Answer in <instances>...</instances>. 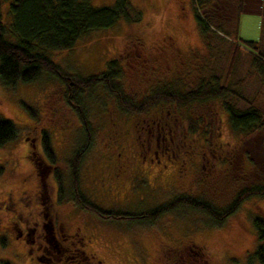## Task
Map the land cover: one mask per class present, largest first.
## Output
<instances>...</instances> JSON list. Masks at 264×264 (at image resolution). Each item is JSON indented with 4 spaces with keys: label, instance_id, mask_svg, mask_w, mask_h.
Here are the masks:
<instances>
[{
    "label": "rangeland",
    "instance_id": "rangeland-1",
    "mask_svg": "<svg viewBox=\"0 0 264 264\" xmlns=\"http://www.w3.org/2000/svg\"><path fill=\"white\" fill-rule=\"evenodd\" d=\"M114 3L115 0H93L96 7ZM132 3L142 14L138 23L130 25L122 20L112 29L93 32L71 50L50 52L51 60L64 73L81 78L100 75L110 61L121 60L123 89L135 101H141L162 86L185 93L195 89L205 77H225L235 36L215 34L203 39L197 26L194 0H132ZM262 5L260 0L246 1L240 39L260 40ZM1 11L3 22L7 23L9 3H4ZM141 42L144 48L140 47ZM241 48L243 54L229 84L237 87L243 80L235 87L236 91L248 101L262 97L264 103V83L252 69L251 55ZM81 97L87 111L86 125L69 102L67 87L60 83L59 77L44 73L38 81L15 87L6 86L0 78V119L12 121L17 129L16 140L0 148V205L8 196L14 201V205L9 203L10 209L3 219L11 221L17 214L24 219L30 211H46L36 200L29 199L34 200L32 190L47 170V165L38 158L46 156L42 137L48 135L57 159L51 164L55 174L60 173L64 193L63 200L51 204L49 211L73 223L69 231L80 227L85 234H93V250L104 264H178L173 257L174 249L181 250L188 242H194L207 259L196 260L195 264H258L249 263V259L259 244L253 220L264 216V197L243 203L222 226H213L210 217L192 208L178 209L157 220L147 214L181 193L206 197L224 208L244 189L264 184V156L255 153L256 149L260 153L262 150L260 134L234 133L220 100L168 107L177 118L172 120L177 141L185 145L177 150L187 172L185 184L175 183L169 189L168 183L160 185L151 177L149 181L137 175L124 180L122 196L117 201L109 195L115 165L119 159L127 158L135 166L139 150L146 149V155H154L150 149H155L157 126L152 125V138L147 129L158 113L153 110L141 115L125 113L103 86ZM227 101L245 107L233 97ZM190 120L196 123L194 131ZM209 124L215 129L212 135ZM32 141L35 148L31 147ZM87 143L91 148L81 168L85 194L103 209L141 218L104 220L72 201L70 163L77 149ZM36 159L41 164L38 168L33 166ZM47 181L55 188L51 175ZM55 199L53 193L52 201ZM4 230L0 228V233ZM68 248H71L69 243ZM183 261L180 259L181 264ZM35 262L26 255L24 247L16 249L10 239L0 238V264Z\"/></svg>",
    "mask_w": 264,
    "mask_h": 264
},
{
    "label": "trees",
    "instance_id": "trees-1",
    "mask_svg": "<svg viewBox=\"0 0 264 264\" xmlns=\"http://www.w3.org/2000/svg\"><path fill=\"white\" fill-rule=\"evenodd\" d=\"M226 2L228 5L225 4ZM4 3H9L7 23L3 22L1 11ZM194 5L197 26L203 39L215 34L229 38L231 35L236 39L234 38L232 41V58L225 77H205L199 81L200 83L195 89L188 92L182 93L173 87L162 86L153 90L141 101H135L123 89L124 66L121 60L110 61L107 70L100 75L81 78L64 73L49 57L50 52L71 50L80 40L93 32L112 29L122 20L130 25L138 23L142 14L135 8L132 0H115L111 6L100 7L94 6L93 0H0V78L6 86L15 87L19 83L28 84L38 81L44 73L59 77L60 83L67 87L69 102L76 110L83 125L87 124L88 118L81 96L98 86H103L110 96L117 100L123 112L133 115L147 114L151 110L155 113L172 112L168 107H189L220 100L228 114L229 125L234 133L246 136L258 133L262 136L261 153L257 149L255 153L264 156V103L261 100L262 97L248 101L242 93L236 91L243 80L239 81L237 87L236 85L232 87L229 84L239 56L243 54L241 47L251 55L252 69L264 83V2L262 36L259 41H244L239 38L245 0H194ZM140 47L144 48L143 42L140 43ZM228 97L235 98L245 107L239 108L227 101ZM190 126L193 129L196 127V123L190 120ZM209 126V133L212 135L215 129L212 124ZM43 137V149L51 162L55 163L56 153L51 140L48 135H43ZM16 138L17 129L13 122L0 119V148L15 141ZM90 148L91 145L87 143L73 154L69 174L72 201L79 208L104 220L118 221L141 218L139 215L103 209L85 194L81 186V168ZM249 161L256 167L254 161ZM58 174H60L59 171H56V177L61 186L60 200H63L64 193ZM261 197H264V184L244 189L229 206L224 208L219 207L206 197L181 193L170 202L159 205L147 215L148 217L153 216L154 220H157L162 215L176 212L178 209L192 208L210 217V223L213 226H222L229 217L239 210L243 203L252 198ZM253 225L259 244L250 257L249 263L256 261L258 264H264V216L256 217L253 220ZM196 247L194 242H188L181 250L180 248L174 249L176 256L173 257L178 260V264H181L180 259L184 260L182 264H195L196 260L206 261L204 252Z\"/></svg>",
    "mask_w": 264,
    "mask_h": 264
},
{
    "label": "flooded vegetation",
    "instance_id": "flooded-vegetation-1",
    "mask_svg": "<svg viewBox=\"0 0 264 264\" xmlns=\"http://www.w3.org/2000/svg\"><path fill=\"white\" fill-rule=\"evenodd\" d=\"M152 119L153 122L148 123L147 132L149 138H152V130H154L152 125L157 126L155 149H150L154 155H146V149L139 150L135 166L131 165L127 158L117 161L115 178L109 183V195L117 201L122 196L124 180H132L137 175H141L149 181L151 177L160 185L168 183L169 189H172L177 183L185 184L184 179L187 172L183 167V162L179 160L180 156L177 155V150H182L185 145L178 142L179 137L175 136L177 132L174 129L175 123L172 122L177 118L170 111H160ZM31 147H36L33 141ZM122 156L120 154V157ZM38 159L47 165V170L42 173L41 180L37 181L34 190H32L31 197L34 200L30 198L29 201L36 200L38 205H41L46 211H42V209L36 212L30 211L24 219L17 214L15 219L5 220L3 218L8 212L6 210L14 205L12 196H8L7 201L0 205V228H5L0 233V238L10 239L16 249L24 247L26 255L36 261L35 264H52L54 262H56L55 264H104L97 252L93 250V234H85L80 227L69 231L73 223H69L67 219L65 221L61 214L52 215L50 213L49 206L59 204L61 187L49 156L47 154L44 157L40 155ZM33 166L38 168L41 164L36 159ZM50 175L55 179V188L47 181ZM53 193L56 197L54 201H52ZM68 243L71 248L67 249Z\"/></svg>",
    "mask_w": 264,
    "mask_h": 264
},
{
    "label": "crops",
    "instance_id": "crops-1",
    "mask_svg": "<svg viewBox=\"0 0 264 264\" xmlns=\"http://www.w3.org/2000/svg\"><path fill=\"white\" fill-rule=\"evenodd\" d=\"M246 1H247V0H245V5H246ZM260 1H261V3H263V2H264V0H260ZM262 7H263V5H262Z\"/></svg>",
    "mask_w": 264,
    "mask_h": 264
}]
</instances>
